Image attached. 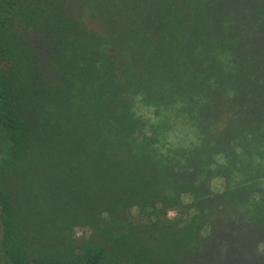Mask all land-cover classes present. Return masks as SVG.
<instances>
[{"label":"trees","instance_id":"obj_1","mask_svg":"<svg viewBox=\"0 0 264 264\" xmlns=\"http://www.w3.org/2000/svg\"><path fill=\"white\" fill-rule=\"evenodd\" d=\"M100 4L104 25L72 0H0V263L264 264V0ZM127 52L132 87L179 99L200 145L148 146L111 80ZM16 79L53 89L19 107ZM39 107L77 138L39 127ZM82 111L115 146H82ZM234 231L247 245L220 263Z\"/></svg>","mask_w":264,"mask_h":264},{"label":"rangeland","instance_id":"obj_2","mask_svg":"<svg viewBox=\"0 0 264 264\" xmlns=\"http://www.w3.org/2000/svg\"><path fill=\"white\" fill-rule=\"evenodd\" d=\"M72 1H74L78 6H80L82 11L87 12L88 17L92 18L91 20L92 23L95 21L96 22L95 24L101 22V25H104L105 18L103 16L105 15L106 12H108L107 11L108 9H104L102 7V5L100 4V0H72ZM105 1L113 4L117 0H105ZM45 37L49 39L50 44L54 40L53 34L52 37L50 35H47ZM59 48L60 47L58 46L54 49H57V51L60 52ZM126 58L123 57V62L127 61L125 67L123 68L119 67L115 63V61L112 60L115 65L116 72L114 71V68L111 63H108V69L110 68L113 69L116 76L114 77V79H112L111 77V80L117 83V86L120 89V93L124 96L125 100L130 104V108L134 116L143 121L140 124L139 128L143 126L142 129H145L144 132L148 134L149 138L147 139L148 142H150L148 143V146L200 145L203 142L202 140L203 133L197 131L195 127L186 123L182 118L183 114L179 116V114L175 113L176 109H174V107L178 108L181 105L179 99H175L173 101L171 98L170 99L167 98V100L169 99L170 104L165 103L164 101L162 100L160 101L155 97H149V96L147 97L145 94H150L148 91H146L145 93L140 89H135L132 87L131 79L133 78V76L137 77L139 75L140 77H142L143 72L136 63L135 56H133L130 52H127ZM49 62H50V58H49ZM50 63L52 68L56 66L55 57L54 59L51 58ZM16 84L17 86L22 88L21 92H23L24 87L27 88L25 96L20 95L19 99H17L18 101H20L19 107L22 106V102L24 104L25 102L24 99L27 100L28 98V100H34L40 97H49L50 90L53 89V88L45 87L43 83L38 84L31 82L23 85L20 79H16ZM26 104L29 106V103H27V101ZM35 112L37 115L39 127L49 130L52 136H54L56 132H61L63 130L62 127L63 125L59 121V119L45 115V111H43L41 107L37 108ZM81 113L83 116L78 113H76L75 116L78 121V125L84 129L85 138L81 142L82 146H87L88 144H93V146H115V144L112 145L114 143L113 141H112L113 143L108 141L107 138L109 137L102 131H101L102 137L97 136V139H93L95 134L92 130H94L95 123L83 111ZM143 124H145V126ZM6 131H7L6 128L5 130H3V132L0 131V138L1 136H4V134L6 135L9 134V132ZM62 135L68 136L70 138H77L78 130L76 129V131L73 132L62 131ZM132 146H138V145L133 144ZM224 187H225L224 179L222 177H217V178L215 177V179L213 180L214 190L221 191L222 189H224ZM191 200H192L191 194L183 195V201L187 202ZM177 208L178 207H173L169 209L165 218H170V219H174L176 217L179 218L181 215L179 214ZM128 216L135 221L149 222V218L144 214H142L136 206L128 210ZM185 216L186 215H184V217ZM181 217L184 218L183 216ZM86 229L87 228L85 226H82L80 224L76 225L75 227V230L78 233V235H81ZM240 233L241 232L239 231H234L232 233V235H234L232 240H229L228 244H223L217 249L216 258L218 262L222 263L224 261L226 255L229 254L228 249H230L231 247L236 248L239 245H244L247 243V241L245 243L240 242L242 240H245V236ZM5 262H2L0 264H6ZM180 264H185V263L181 260Z\"/></svg>","mask_w":264,"mask_h":264},{"label":"clouds","instance_id":"obj_3","mask_svg":"<svg viewBox=\"0 0 264 264\" xmlns=\"http://www.w3.org/2000/svg\"><path fill=\"white\" fill-rule=\"evenodd\" d=\"M139 99V98H138Z\"/></svg>","mask_w":264,"mask_h":264}]
</instances>
